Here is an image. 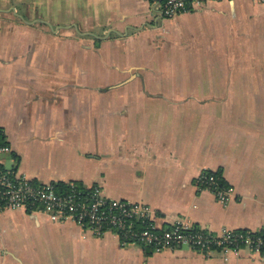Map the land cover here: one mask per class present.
Masks as SVG:
<instances>
[{
  "label": "crops",
  "instance_id": "0c3cea01",
  "mask_svg": "<svg viewBox=\"0 0 264 264\" xmlns=\"http://www.w3.org/2000/svg\"><path fill=\"white\" fill-rule=\"evenodd\" d=\"M201 9L167 18L148 0H0V130L11 148L0 165L39 185L145 203L160 228L264 231V3ZM207 61L220 70L204 71ZM205 170L221 172L226 201L198 186ZM0 264H264V255L124 245L111 231L9 209Z\"/></svg>",
  "mask_w": 264,
  "mask_h": 264
},
{
  "label": "built area",
  "instance_id": "2783aa9c",
  "mask_svg": "<svg viewBox=\"0 0 264 264\" xmlns=\"http://www.w3.org/2000/svg\"><path fill=\"white\" fill-rule=\"evenodd\" d=\"M148 1L160 7L165 17L173 18L181 13L201 9L208 2L220 0ZM258 1L264 3V0ZM2 138L3 135L0 133V154L9 153L11 148L3 143ZM210 185L207 184L205 189L211 190L223 201H226L232 193L231 188L215 192L211 187L216 183ZM9 209L44 213L55 221L72 220L97 234L111 231L124 245L152 246L154 250L181 246H189L197 250L194 246L200 245L197 251L208 253L212 252L210 249L212 244L221 245L227 242L228 245H238L239 241L244 242V248L257 252H260L261 247L264 246L262 238L253 239L249 235L232 237V233L236 230L224 231L222 235L214 234L209 230L208 236L203 233L188 234L187 231L193 229V226L182 221L171 225V229L160 228L155 225L154 210L145 203L106 197L99 187L82 188L71 184L67 191L61 192L55 185L36 184L15 168L0 165V212ZM145 223H148L146 227ZM227 249L242 248H223V250Z\"/></svg>",
  "mask_w": 264,
  "mask_h": 264
},
{
  "label": "trees",
  "instance_id": "16d2710c",
  "mask_svg": "<svg viewBox=\"0 0 264 264\" xmlns=\"http://www.w3.org/2000/svg\"><path fill=\"white\" fill-rule=\"evenodd\" d=\"M0 133H2V130H0ZM201 175H202L201 177L196 179V183L201 188H205L207 186V184L210 185L211 183H216V185L211 187V189L215 192L219 191V190H225V189L230 188V186H228L227 183L225 182L220 171L205 170L201 173ZM56 188L61 192L67 191L69 189V187H65L63 184L58 185V187H56ZM147 225H148V223H145V227ZM168 229H171V228L169 227ZM161 232L162 231H160V233ZM187 233L188 234L203 233L204 235H207V236L210 234V232L207 229H202V228H199L197 226H193V229H191L190 231H187ZM236 235H243V237H247L249 235L253 239L262 238L264 241V231L251 232L249 230L240 229V230L234 231L231 236L234 237ZM146 247L147 248L149 247V249H154L152 246H146ZM194 247L197 250L200 249V245H195ZM224 247H230L233 249L244 248V242L239 241L238 245H228L227 242H223L221 245L212 244L210 249L212 251H216V250L221 251V250H223ZM260 252L264 255V246L261 247ZM203 253H207V252L204 251Z\"/></svg>",
  "mask_w": 264,
  "mask_h": 264
},
{
  "label": "rangeland",
  "instance_id": "374dc122",
  "mask_svg": "<svg viewBox=\"0 0 264 264\" xmlns=\"http://www.w3.org/2000/svg\"><path fill=\"white\" fill-rule=\"evenodd\" d=\"M204 8V7H203ZM201 10H203V9H201ZM201 10H198L197 12H199V11H201ZM201 52L203 53V50H201ZM209 52H210V50L208 51V54H209ZM211 56H213V60L214 61H217L218 60V58L220 57V53L217 51V50H213V53H212V55ZM208 62V61H207ZM210 63L208 62V63H206L205 64V69H204V71L205 70H216V69H219L220 70V64H214L212 67H211V69H209V65Z\"/></svg>",
  "mask_w": 264,
  "mask_h": 264
}]
</instances>
